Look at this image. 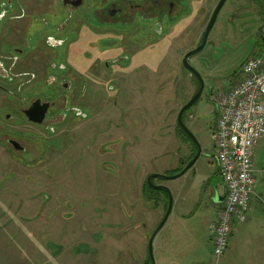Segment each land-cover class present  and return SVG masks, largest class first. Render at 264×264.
Returning <instances> with one entry per match:
<instances>
[{
    "label": "rangeland",
    "instance_id": "374dc122",
    "mask_svg": "<svg viewBox=\"0 0 264 264\" xmlns=\"http://www.w3.org/2000/svg\"><path fill=\"white\" fill-rule=\"evenodd\" d=\"M218 2L186 0L189 14L168 24L165 34L144 38L138 55L107 47L112 46L107 41L114 35L104 45L99 42L96 48H101V54L91 50V60L98 59L99 66L101 56L128 55L132 61L123 60L107 75L102 66L87 70L91 66L85 59L87 39L95 36L86 28L80 32L77 28L73 36H60L65 39L63 46L49 49L44 44L47 35L58 37L55 27L62 22L58 5L53 8L57 17L46 13L31 18L26 52L44 51V59L49 58L43 65L35 61L32 67L42 72L44 68L48 76L57 78L70 68L89 76L90 106L68 97L55 103L49 115L66 113L75 127L48 124L47 119L48 128L34 134V144H27L36 153L19 158L29 168L9 159L0 147V264H264L260 222L249 225L247 232L253 235L246 241L241 235L248 230V220L235 226L224 256L215 258L210 242L221 206L213 204L210 196L220 182L212 137L217 112L211 98L241 79L246 60L264 56V0H226L204 47L189 57L203 90L181 121L198 143L200 156L177 179L151 180L164 190L147 183L150 175L178 174L194 151V141L177 127V116L200 82L182 61L201 44ZM20 9L17 0H0V15H4L0 36L11 13ZM11 54L0 41V62L7 64ZM53 64L66 65L68 70L58 72ZM35 70H29L35 78L20 98L27 101L29 96L41 95L60 101V87L48 86L45 76ZM108 82L111 90L104 85ZM70 107L84 118L67 113ZM17 113L11 114L20 122ZM31 128L20 138H29ZM263 161L264 138L254 150V169L262 171ZM254 177L256 192L261 193L264 173ZM168 193L171 211L154 236L150 258L148 244L165 215Z\"/></svg>",
    "mask_w": 264,
    "mask_h": 264
},
{
    "label": "flooded vegetation",
    "instance_id": "af4514ba",
    "mask_svg": "<svg viewBox=\"0 0 264 264\" xmlns=\"http://www.w3.org/2000/svg\"><path fill=\"white\" fill-rule=\"evenodd\" d=\"M18 2L21 5L20 12L15 10L11 13L9 22L5 23L4 34L0 36V41L4 46L10 47L12 52V57L9 58L7 64L0 62V147L6 152L9 159H12L23 168L29 167L20 163L21 160L19 158L30 152L33 155L36 153L27 144H34V139H32L34 134L48 128L47 119L49 120L48 124L64 122V124L67 123L69 125L71 123L70 128L75 127L74 120L67 118L66 113L59 116L49 115L51 110L54 109L55 103H59L63 101V98L68 97L73 103L86 105L90 95L89 90H91L89 76L85 74L78 75L73 72L72 68L66 69V65L53 64L51 66L52 69L58 72L68 70L63 73L66 74L65 76L61 75L58 78L48 76L44 68L42 72L41 68L32 67L35 61L39 65H43L49 59H44V51L36 50L29 55L26 52L28 50V48H25L26 35L30 32L29 28L33 26L31 18L34 15L40 17V14L49 13L57 17L59 14L53 8L55 5L61 8L62 22L57 23L55 27L58 37L47 35L44 40V44L49 49L63 46L65 39H61L60 36L65 38L67 35L73 36L77 28L79 32L82 28H86L88 32L95 36L94 39H91V37L87 39L88 47L87 52H85V59L91 63L87 70H92L93 67L97 69L102 66L106 73L105 75H107L113 73V67L121 65L120 62L125 59L132 63L128 55L134 56L133 53L136 51L140 53V43L144 38H151L152 34L156 36L165 34L164 28L167 29L168 24L189 14L185 5L186 0H17ZM3 17L4 15L1 14L0 19ZM43 22H45L44 19ZM67 26L71 28L66 30ZM113 35L115 38L107 41V44L112 46L107 47H113V51L118 50L120 54L126 52L128 55H118L112 59L101 56V64L99 66L97 63L98 59L94 62L91 60V50L94 49L100 52L101 48L97 50V44L103 41L102 45H104V40ZM93 43L95 48H93ZM32 69H36V73H39L41 77L45 76L44 78L46 79L44 81L46 80L45 83L48 86L57 84L60 87L61 93L59 97H62L60 101L58 98L51 99L41 95L29 96L27 101L20 98V93L28 89V84L35 78L31 74L32 72L29 71ZM73 83L74 87L72 86ZM78 83H82L80 89H77ZM104 85H106V90H108L109 82ZM110 87L111 89L113 88L112 85ZM18 99H21L20 104L15 102ZM87 106L90 105L87 104ZM61 109L62 104L58 106V111ZM66 110L67 113H71L73 116L83 117L81 112L74 110V107ZM14 112H18L17 114L22 119L20 122L16 121L12 115ZM34 126L41 128L35 129ZM29 127H32L29 130L31 131V136L29 138H20V133L27 131ZM22 128L24 129L22 130ZM49 128L52 133L54 129L52 127ZM61 128L62 133H64L63 127ZM69 131L71 130L69 129Z\"/></svg>",
    "mask_w": 264,
    "mask_h": 264
},
{
    "label": "built area",
    "instance_id": "2783aa9c",
    "mask_svg": "<svg viewBox=\"0 0 264 264\" xmlns=\"http://www.w3.org/2000/svg\"><path fill=\"white\" fill-rule=\"evenodd\" d=\"M240 72L241 79L211 98L217 112L212 134L216 169L225 188L211 235L215 258L228 249L234 226L248 220L256 196L254 150L264 138V56L246 60ZM259 201L264 207V193Z\"/></svg>",
    "mask_w": 264,
    "mask_h": 264
},
{
    "label": "water",
    "instance_id": "95a60500",
    "mask_svg": "<svg viewBox=\"0 0 264 264\" xmlns=\"http://www.w3.org/2000/svg\"><path fill=\"white\" fill-rule=\"evenodd\" d=\"M226 2V0H220L219 3L217 4L216 8L214 9L213 13H212V16L206 26V29H205V32H204V35H203V39H202V42L201 44L194 50L188 52L184 58H183V61H182V64L184 66V68L189 71L190 73L196 75V77L198 78L200 84H199V88H198V91L196 92V94L181 108V110L179 111V114L177 116V123L178 125L181 127V129L194 141L195 145H196V148H197V151H196V154L194 155V157L189 161V163L183 168L182 171H180L178 174H176L175 176L171 177V178H167V177H164V176H160V175H150L148 176L147 178V183L149 185H151L154 189H157V190H164L163 187H158V186H154L152 185V182L151 180L152 179H155V178H158V179H177L179 177H181L183 174H185V172L196 162V160L198 159V157L200 156V147L198 145V143L196 142V140L194 139L193 135L190 133V131L185 127V125L182 123L181 121V116L183 114V112L188 109L191 105H193L197 100L198 98L200 97L201 95V92L203 90V82L202 80L198 77V75L196 74V72L193 70V68L188 64V59L191 55L199 52L205 45L206 43V40H207V37H208V34L217 18V15L219 13V11L221 10L222 6L224 5V3ZM168 192V191H167ZM168 206H167V209H166V212H165V215L161 221V223L159 224L157 230L155 231L154 235L152 236V238L150 239L149 241V244H148V252H149V255H150V258H152V245H153V239H154V236L156 235V233L163 227V225L165 224L166 220L168 219V216L170 214V211H171V206H172V199L168 193ZM224 198H218V200H220L221 202L223 201ZM215 201V200H214Z\"/></svg>",
    "mask_w": 264,
    "mask_h": 264
},
{
    "label": "crops",
    "instance_id": "0c3cea01",
    "mask_svg": "<svg viewBox=\"0 0 264 264\" xmlns=\"http://www.w3.org/2000/svg\"><path fill=\"white\" fill-rule=\"evenodd\" d=\"M262 171H257L255 170V173L254 174H260ZM219 176V175H218ZM219 179H220V182H219V185L217 187H215L213 190L211 189V192H210V196H211V199H212V202L213 204H218L220 206V208L222 207V202L220 200H218V198H223L225 196V188H224V185L221 181V178L219 176ZM264 193V188L262 189L261 193L260 192H256V196L253 198L252 202H251V207H250V211L248 213V226L249 225H252L254 223H256V225L258 226V223L260 222L262 225H259L261 228H263L264 230V207L262 206V204L260 203L259 201V197ZM215 200V201H214ZM219 208V209H220ZM255 220V222H254ZM259 223V224H260ZM237 226V225H236ZM246 227V225L244 227H246V229L248 230H245L246 232H244L241 236L244 238V240L246 241L249 238L252 237L253 234L247 232L249 231V227ZM240 227V226H238ZM235 229V227L233 228V230ZM237 232V231H236ZM233 233V232H232ZM241 237V238H242ZM264 239V238H262ZM228 252V251H227ZM226 252V253H227ZM225 253V254H226ZM224 254V255H225ZM233 255V253H230ZM223 255V256H224Z\"/></svg>",
    "mask_w": 264,
    "mask_h": 264
},
{
    "label": "trees",
    "instance_id": "16d2710c",
    "mask_svg": "<svg viewBox=\"0 0 264 264\" xmlns=\"http://www.w3.org/2000/svg\"><path fill=\"white\" fill-rule=\"evenodd\" d=\"M182 115H183V114H182ZM177 127L179 128L181 134H184V136L190 141V140H191L190 137H189V136H188V135H187V134L181 129V127H180L179 125H178ZM195 152H196V148H194V151H193L191 157L188 159L187 163H188V162L194 157ZM187 163L182 164L183 167L178 171V173H179L180 171L183 170V168L185 167V165H186ZM145 185H147V183H146ZM148 188H149V187H148ZM150 190L153 191V188H152V189L150 188ZM155 190H157V189H155Z\"/></svg>",
    "mask_w": 264,
    "mask_h": 264
}]
</instances>
